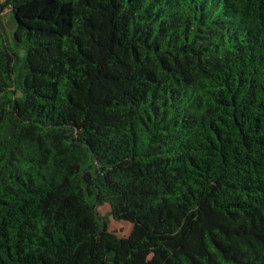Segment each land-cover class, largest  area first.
Wrapping results in <instances>:
<instances>
[{
	"label": "trees",
	"instance_id": "trees-1",
	"mask_svg": "<svg viewBox=\"0 0 264 264\" xmlns=\"http://www.w3.org/2000/svg\"><path fill=\"white\" fill-rule=\"evenodd\" d=\"M5 9L0 264H264V0Z\"/></svg>",
	"mask_w": 264,
	"mask_h": 264
},
{
	"label": "rangeland",
	"instance_id": "rangeland-1",
	"mask_svg": "<svg viewBox=\"0 0 264 264\" xmlns=\"http://www.w3.org/2000/svg\"><path fill=\"white\" fill-rule=\"evenodd\" d=\"M0 20L8 34H12L15 28V21L11 16V12L5 9L0 16ZM97 213L103 217L108 230L112 231L119 237H126L131 233L132 223L123 220H116L109 214L108 203L100 204L96 207Z\"/></svg>",
	"mask_w": 264,
	"mask_h": 264
}]
</instances>
